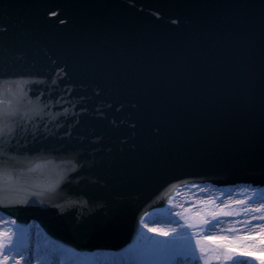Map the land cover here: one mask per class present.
<instances>
[{"label":"water","instance_id":"water-1","mask_svg":"<svg viewBox=\"0 0 264 264\" xmlns=\"http://www.w3.org/2000/svg\"><path fill=\"white\" fill-rule=\"evenodd\" d=\"M0 93V212L120 247L176 185L264 182V0H0Z\"/></svg>","mask_w":264,"mask_h":264},{"label":"rangeland","instance_id":"rangeland-1","mask_svg":"<svg viewBox=\"0 0 264 264\" xmlns=\"http://www.w3.org/2000/svg\"><path fill=\"white\" fill-rule=\"evenodd\" d=\"M259 215L264 217V188L249 189L240 185L227 187L226 190L190 202L180 210L166 212L157 223L145 222V232L134 246L129 251L115 254L117 264H136L137 259L152 247L153 241L162 242V246L168 249V255L160 257L161 260L170 258L171 262L180 264H231V260L217 245L237 239L242 243L259 244V234L264 232V219H260ZM250 225L253 228L250 229ZM149 228L157 231H149ZM211 232L213 236L209 237ZM0 233L4 234L5 245L21 237L17 249L5 254L8 264H47L49 260L53 264H98L91 251L83 253L64 248L41 234L35 224L29 228L20 227L9 214L3 215L1 212ZM252 235L256 236L254 241H243V237ZM261 258L264 256L259 251L244 255L239 248L232 256V259L250 264H259ZM103 261L112 264L113 260L106 255Z\"/></svg>","mask_w":264,"mask_h":264},{"label":"snow or ice","instance_id":"snow-or-ice-1","mask_svg":"<svg viewBox=\"0 0 264 264\" xmlns=\"http://www.w3.org/2000/svg\"><path fill=\"white\" fill-rule=\"evenodd\" d=\"M3 93H0L2 96ZM13 101L9 100V104H12ZM16 108H4V100L0 99V136L9 137L12 132L15 130V127H18V118L23 119L20 116L19 107ZM228 215L229 213H224ZM260 219H264L261 217ZM149 231H157L156 229L149 228ZM163 235H168L167 233H162ZM3 233H0V264H8V256L6 253L14 252L18 247V241L21 237L11 240L7 245L3 243ZM14 236L16 234H13ZM176 235H179L177 233ZM226 239V238H221ZM243 241H254L256 239L255 235L245 236L242 238ZM166 245V242H164ZM217 247L224 252V255L231 260V264H250V262H242L236 259H232L233 253L236 249H242L244 255H251L252 252L259 251L262 256H264V232L259 234V244L256 243H242L240 239L235 241L229 240L227 243L218 244ZM168 255V249L165 246H162V242L153 241L152 247L149 251L144 254L142 257L137 259L136 264H171V259L161 260L160 257ZM31 258H29L30 261ZM47 264H53L52 261H47ZM259 264H264V258L259 260Z\"/></svg>","mask_w":264,"mask_h":264},{"label":"bare ground","instance_id":"bare-ground-1","mask_svg":"<svg viewBox=\"0 0 264 264\" xmlns=\"http://www.w3.org/2000/svg\"><path fill=\"white\" fill-rule=\"evenodd\" d=\"M225 185H216V191L226 190L224 189ZM212 182L210 183H198V184H186V185H176V191H170L168 194V202L157 204L149 207L144 213H142L138 218V227H137V237L145 232V222L157 223L160 216L165 215L166 212L180 210L182 207L186 206L190 202H195L196 200L201 199L202 197H207L210 193H215ZM259 217H263L259 215ZM17 222V221H16ZM26 224V223H22ZM32 224V223H31ZM31 224L23 225L25 228L31 227ZM36 225L37 228L41 230V223L38 225L37 223H33L32 225ZM252 224V222H251ZM253 228L250 225V229ZM213 236L211 232L210 236ZM136 242V241H134ZM134 242H129L128 245L122 246L120 248H116V252L108 249H102L100 251H91L93 253L94 259L98 264H105L103 258L107 256H111L112 264H117V258L115 254L123 253L125 251H129L130 248L134 245ZM77 250V249H76ZM115 250V249H112ZM80 251V250H78ZM112 252V253H108ZM89 253V252H88ZM28 258V257H27ZM64 260V259H62ZM39 264V263H38ZM171 264H180L177 261H172Z\"/></svg>","mask_w":264,"mask_h":264}]
</instances>
